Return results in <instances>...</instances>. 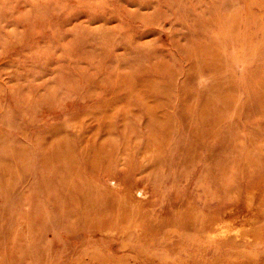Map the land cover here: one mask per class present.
<instances>
[{
    "label": "rangeland",
    "instance_id": "obj_1",
    "mask_svg": "<svg viewBox=\"0 0 264 264\" xmlns=\"http://www.w3.org/2000/svg\"><path fill=\"white\" fill-rule=\"evenodd\" d=\"M0 264H264V0H0Z\"/></svg>",
    "mask_w": 264,
    "mask_h": 264
}]
</instances>
